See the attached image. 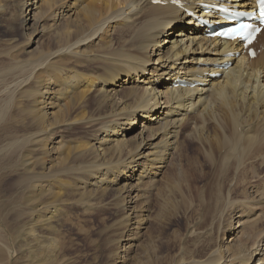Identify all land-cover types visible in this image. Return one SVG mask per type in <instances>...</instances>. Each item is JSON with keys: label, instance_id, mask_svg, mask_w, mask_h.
I'll use <instances>...</instances> for the list:
<instances>
[{"label": "bare ground", "instance_id": "6f19581e", "mask_svg": "<svg viewBox=\"0 0 264 264\" xmlns=\"http://www.w3.org/2000/svg\"><path fill=\"white\" fill-rule=\"evenodd\" d=\"M256 2L0 0V14L19 18L25 36L4 56L0 120L11 103L30 99L22 123L37 131L9 153L43 141L38 180L55 189L51 203L39 204L43 225L59 221L63 187L76 180L90 197L122 201L123 252L135 249L149 197H162L170 179L158 177L174 152L183 159L180 139L189 138L218 161L219 183L203 201L210 224L198 222L193 247L175 264H264V31L252 59L242 45L209 37L210 26L194 17L184 21L193 12L217 24L219 13L207 16L206 4L246 12Z\"/></svg>", "mask_w": 264, "mask_h": 264}, {"label": "rangeland", "instance_id": "374dc122", "mask_svg": "<svg viewBox=\"0 0 264 264\" xmlns=\"http://www.w3.org/2000/svg\"><path fill=\"white\" fill-rule=\"evenodd\" d=\"M19 21L0 14V71L10 64L4 56L24 42V29L19 27ZM44 40L47 48L46 35L40 42ZM25 45L19 50L20 58H24ZM5 98L7 93L0 92V99ZM29 102L20 105L18 100L14 101L0 120V264H175L185 249L193 247L190 235L193 228L200 227L201 222L203 229L211 221L210 216L204 217L203 201L215 196L219 166L218 161L207 157L205 150L189 138L180 139L183 159H178L174 152L158 177L161 184L165 178L170 179L167 185L160 186L162 197H158L157 191L150 195V210L145 214L149 223L138 237L134 236L135 249L123 252L127 225L122 201L110 194L95 193L90 197L87 189H77L76 180L68 179L72 186L63 187L65 204L59 221L43 225L45 209L40 210L39 204L51 203L50 191L55 190L38 180L43 173L39 162L43 161V141L9 153L15 145L10 146L12 143L25 139L27 130L23 125L27 123L24 120L22 123L21 114L32 108ZM36 131L29 129L27 134ZM173 163L179 167L177 170ZM260 172H264V167ZM173 174L177 176L172 178ZM170 189L174 191L171 198L167 197ZM204 189L212 191L208 194Z\"/></svg>", "mask_w": 264, "mask_h": 264}, {"label": "snow or ice", "instance_id": "6c2138e0", "mask_svg": "<svg viewBox=\"0 0 264 264\" xmlns=\"http://www.w3.org/2000/svg\"><path fill=\"white\" fill-rule=\"evenodd\" d=\"M262 3H264V0H262Z\"/></svg>", "mask_w": 264, "mask_h": 264}]
</instances>
